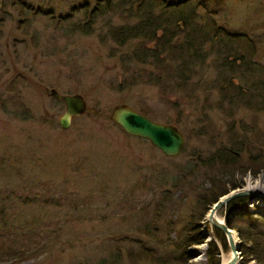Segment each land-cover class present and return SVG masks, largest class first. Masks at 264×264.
<instances>
[{
	"label": "rangeland",
	"instance_id": "rangeland-1",
	"mask_svg": "<svg viewBox=\"0 0 264 264\" xmlns=\"http://www.w3.org/2000/svg\"><path fill=\"white\" fill-rule=\"evenodd\" d=\"M95 1L0 0V264H222L231 253L206 222L211 183L264 193V172L252 174L261 167L246 162L264 145V114L241 80L248 75L223 57L228 48H250L251 67L264 71V0L201 1L199 19L233 39L209 43L184 83L129 62L133 43L103 38L105 20L122 19H98L91 34L74 29L81 15L58 20ZM225 79L242 100L220 89ZM50 89L85 100V113L66 130L58 125L63 104ZM117 104L175 126L184 137L180 154L166 158L122 133L108 120ZM239 138L249 146L239 153L242 170L204 164ZM242 198L241 208L224 206L214 217L224 221L238 210L244 223L264 219L263 201Z\"/></svg>",
	"mask_w": 264,
	"mask_h": 264
},
{
	"label": "trees",
	"instance_id": "trees-1",
	"mask_svg": "<svg viewBox=\"0 0 264 264\" xmlns=\"http://www.w3.org/2000/svg\"><path fill=\"white\" fill-rule=\"evenodd\" d=\"M201 1L96 0L92 8L87 7L85 3L71 6L69 12L59 16L58 20L66 23L81 15L82 19L78 18L76 25L73 26L74 29L83 34H91L95 30L93 25L98 19L111 18V16L122 19L123 22L117 24H112L109 19L105 20L103 38H108L119 47L133 43V48L127 55L129 62L149 66L155 70L160 69L170 77V80L184 83L194 75L195 68L199 69L203 64L209 43L212 44L220 36L229 42L233 39L231 35L215 26L211 20L202 22L199 19L196 10L202 9ZM225 54L223 60H227V68L230 69L233 65L232 61H236L248 75L247 77L242 74L241 80L246 83V89L251 92L250 96L255 98L254 106L264 114V71L256 72L255 68L251 67L252 50L247 47L243 50L228 48ZM223 63L226 65L225 62ZM157 77L160 78V76ZM234 85L232 80L225 79L220 89L227 91L229 97L242 100L244 94L239 90V86ZM229 145L231 150L216 151L204 164L211 169L215 167L220 173L232 174L234 170H242L243 161L239 153L249 147L246 140L234 139ZM246 162L261 167L252 174L264 172V145L257 155H248ZM218 181L219 179L215 178V181L211 183L208 200H205L207 206H211L218 198L242 185V183H230L228 187L220 188ZM211 190L214 192L211 193ZM205 201L200 198L197 203L201 204ZM244 201L245 198H236L226 207L232 206L238 209L243 206ZM229 215L226 225L237 233L240 240V264H247L249 261H254V264H264V219L258 218L253 222L244 223V212L239 213L238 210H233L227 216ZM213 233L223 246L220 232L213 228ZM198 236L200 234H197ZM202 239L199 237L198 244L202 243ZM208 248L214 250L215 246L209 242ZM209 264L218 263L212 260Z\"/></svg>",
	"mask_w": 264,
	"mask_h": 264
},
{
	"label": "water",
	"instance_id": "water-1",
	"mask_svg": "<svg viewBox=\"0 0 264 264\" xmlns=\"http://www.w3.org/2000/svg\"><path fill=\"white\" fill-rule=\"evenodd\" d=\"M48 96L63 104L64 110L58 118L61 130H66L72 119L82 116L86 111L85 100L79 94L61 95L50 89ZM108 120L125 135L146 141L166 158H175L183 149L184 137L175 126L154 122L126 104L114 105L110 109ZM242 197H250L264 202V193L239 189L229 191L226 195L218 198L208 210L206 222L220 232L231 253L230 260L225 264H240L238 246L234 243L232 231L226 225L230 215L226 216L224 221H219L214 217V214L230 201Z\"/></svg>",
	"mask_w": 264,
	"mask_h": 264
},
{
	"label": "bare ground",
	"instance_id": "bare-ground-1",
	"mask_svg": "<svg viewBox=\"0 0 264 264\" xmlns=\"http://www.w3.org/2000/svg\"><path fill=\"white\" fill-rule=\"evenodd\" d=\"M232 238H233L234 243H235V240H236V239H234V235H233V233H232ZM230 258H231V254L229 255V257H228L227 259H223V260H222V264L227 263V262L230 260ZM236 264H237V263H236Z\"/></svg>",
	"mask_w": 264,
	"mask_h": 264
}]
</instances>
